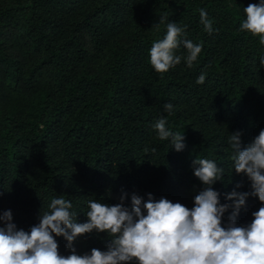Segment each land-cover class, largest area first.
<instances>
[{"label": "trees", "instance_id": "1", "mask_svg": "<svg viewBox=\"0 0 264 264\" xmlns=\"http://www.w3.org/2000/svg\"><path fill=\"white\" fill-rule=\"evenodd\" d=\"M259 3L0 0V214L11 210L18 229L30 232L51 199L63 195L84 223L88 200L115 205L122 192L127 207L136 192L191 209L205 187L194 175L198 157L224 169L212 186L222 204L234 203L226 198L233 191L251 192L248 177L235 172L228 138L239 131L247 146L264 129V45L240 31L244 8ZM199 9L212 20L211 33ZM168 22L187 26L176 55H187L185 39L203 48L191 67L182 59L158 73L149 50ZM201 74L205 82L197 84ZM161 117L184 134L182 151L158 138L153 124ZM261 206L249 195L237 225L250 224ZM55 238L60 255H70L67 240ZM110 239L93 230L73 247L78 255L106 251Z\"/></svg>", "mask_w": 264, "mask_h": 264}, {"label": "clouds", "instance_id": "2", "mask_svg": "<svg viewBox=\"0 0 264 264\" xmlns=\"http://www.w3.org/2000/svg\"><path fill=\"white\" fill-rule=\"evenodd\" d=\"M200 23L205 31H213L212 20L205 9H199ZM246 18L240 31L259 37L264 45V0L244 8ZM167 16L160 17V24ZM159 27V25H154ZM186 25L168 22L162 40L154 41L149 50L150 64L158 73L167 72L184 59L188 67L202 52L203 44L183 40L187 55L181 57L174 50L181 43L179 37ZM264 68V56L260 59ZM206 75L197 78L205 82ZM171 114L172 104L164 105ZM161 117L153 128L160 140H171L176 151H182L185 136L167 127ZM242 133L237 131L228 138L237 174H245L251 182V192L233 191L226 198L233 204H222L220 194L213 189L223 180L224 169L209 159L193 161L194 175L205 185L194 197V207L173 203L165 197L155 199L152 193L145 200L131 193V207L125 206L129 194L122 192L120 203L109 205L96 199L87 201V221L77 222L73 205L63 195L51 199L48 209L41 211L39 223L29 231L17 227L11 210L0 214V264H264V129L247 146H242ZM149 150L146 148L145 152ZM155 153L156 149L151 150ZM198 166V167H197ZM239 187V185H238ZM258 197L261 207L252 213L254 219L246 226L237 225V217L248 196ZM232 208L227 227L222 226L225 213ZM107 232L111 237L106 251L92 248L90 254L78 255L73 247L79 236ZM64 237L71 250L68 256L59 253L55 237Z\"/></svg>", "mask_w": 264, "mask_h": 264}]
</instances>
